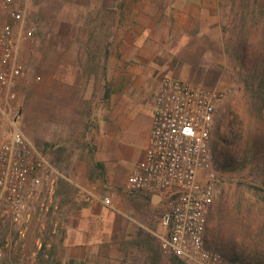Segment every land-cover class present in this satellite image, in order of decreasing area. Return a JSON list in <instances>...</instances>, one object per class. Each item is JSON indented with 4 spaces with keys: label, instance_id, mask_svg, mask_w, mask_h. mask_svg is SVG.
<instances>
[{
    "label": "rangeland",
    "instance_id": "rangeland-1",
    "mask_svg": "<svg viewBox=\"0 0 264 264\" xmlns=\"http://www.w3.org/2000/svg\"><path fill=\"white\" fill-rule=\"evenodd\" d=\"M253 1H26V23L28 27H35V34L31 40L22 43L20 49L25 75L17 85V102L21 109L19 124L68 180L59 179L53 189L47 185L39 187L30 203L29 218L16 222L6 214L1 216L5 264H41L42 261L47 264L46 260L49 259L53 263L63 264L62 241L68 216L72 210L77 212L80 208L78 204H84L77 202L75 197L77 194L83 197L90 195L76 185L81 179L93 178L94 141L108 129L111 115L121 103L123 90L119 87V64L126 46L129 48L127 50L134 49L135 45L142 48L148 40L170 45L175 37L177 45H180V40L190 39L179 50V57L183 61L179 67L183 72L177 78H189L194 83L224 93L216 109L212 136L214 143H220L216 129L219 125L221 130L225 129V124L219 123V118L227 103L244 92L249 95L252 85L251 79L242 74L240 62L229 43H234L240 35L243 26L241 13L245 4H249V10L255 13L264 10V0H259L257 5ZM189 3L201 8V20L193 22L196 26L200 25L201 30L180 38L174 34V29L179 24L184 28L189 27L190 22L187 19L181 22L179 15ZM170 4L171 10L165 12L163 9ZM154 13L160 15L159 20L146 36L140 31L151 24L150 17ZM103 23L106 32H101ZM168 28L170 30L166 31ZM256 29L257 32L252 35L250 56L262 47L258 34L260 24ZM89 31L111 33V40L106 45L109 44L111 62L114 64L108 74L98 67L96 73L82 77L72 67L68 70L57 64V56L59 53L63 55L56 46L59 36L64 34L66 37L64 52L71 62L73 45L78 41L83 43ZM154 83L155 80L142 84L135 96L141 105L135 111L143 113L140 115L142 122L155 113L157 90ZM78 85L80 88H77ZM142 122L140 120V124ZM219 170V198L208 214L206 243L226 257H229L226 249L229 245L238 250L244 249L251 263L264 264V172L253 162L238 170ZM100 196L102 199L114 197L105 189ZM161 214L162 210L155 219L159 227ZM156 231L162 232L161 227ZM113 242L104 251L102 264H181L162 251L160 240L153 233L119 236ZM228 257L229 264H240Z\"/></svg>",
    "mask_w": 264,
    "mask_h": 264
},
{
    "label": "built area",
    "instance_id": "built-area-1",
    "mask_svg": "<svg viewBox=\"0 0 264 264\" xmlns=\"http://www.w3.org/2000/svg\"><path fill=\"white\" fill-rule=\"evenodd\" d=\"M26 1L0 4V264H5L1 216L16 222L29 218L39 187L53 189L59 179L68 180L19 124L17 85L25 75L20 49L35 34V27L26 23ZM223 96L220 90L163 76L149 144L125 187L130 193L163 197L162 232L154 234L164 253L187 264H229L206 243L208 214L219 198L221 182L211 141ZM102 201L112 206L114 197Z\"/></svg>",
    "mask_w": 264,
    "mask_h": 264
},
{
    "label": "crops",
    "instance_id": "crops-1",
    "mask_svg": "<svg viewBox=\"0 0 264 264\" xmlns=\"http://www.w3.org/2000/svg\"><path fill=\"white\" fill-rule=\"evenodd\" d=\"M171 5L169 7L167 5L163 10L170 11ZM184 10L179 14L181 22L187 19L190 25L188 28H184L182 24L177 25L174 34L179 35L180 38L182 35H191L201 30L200 25L196 26L193 23L194 20L197 22L201 20V8L197 4L189 3ZM159 16L157 13L152 14L151 24L140 32L149 35L155 28ZM90 24L89 22V26ZM105 26L103 23L101 32L103 30L106 32ZM59 38L56 43L57 48L59 47L57 50L63 53L61 56L58 52L59 67L68 70L72 67L82 77L96 73L98 67H102L104 74L112 71L114 63L111 62L109 44L106 45L111 40L109 31L103 34L89 31L83 43L78 41L73 45L71 62L64 52L66 37L62 34ZM175 41L176 37L172 40V44L160 45L158 42L148 40L142 48L135 45L134 49L127 50L129 49L127 46L123 49L125 53L119 64V87L123 90V96L119 108L111 115L108 129H105L103 135L94 141L95 161L92 167L94 172L91 174L93 178L81 179L78 184L72 182L90 195L83 197L77 194L75 197L77 202L84 204H78L77 207L80 208L76 210L77 212L74 213L72 210L71 215L68 216L69 221L62 241L63 264H102L104 251L114 243V239H118L119 236L121 238V236L131 237L137 234H154L161 227L155 219H158L160 210L162 212L164 210L163 197L156 193H130L125 187L129 175L144 157L153 122L151 116L142 122L143 117L140 115L143 113L135 111L136 107L141 106L135 96L142 84L155 80L154 89L158 91L163 76L178 77L180 72H183L179 67V64L183 63L179 57V50L183 49L190 39H186V43L183 39L180 40V45H177V41L174 43ZM193 48L194 46L190 51ZM195 48L197 50V46ZM189 73L192 74L190 71ZM188 79L184 80L190 81ZM77 88H80V85ZM84 185L90 189L88 190ZM104 189L114 196L112 206L105 205L102 201L100 193Z\"/></svg>",
    "mask_w": 264,
    "mask_h": 264
},
{
    "label": "trees",
    "instance_id": "trees-1",
    "mask_svg": "<svg viewBox=\"0 0 264 264\" xmlns=\"http://www.w3.org/2000/svg\"><path fill=\"white\" fill-rule=\"evenodd\" d=\"M253 2L259 4V0ZM249 9L250 5L245 4V11L241 13L243 26L240 35L238 34L234 43L229 45L233 46L242 74L252 81L250 93L248 95L244 92L227 103L224 113L219 118V123H224L225 129L221 130L220 125L217 127L216 134L220 143L212 141V149L219 169L238 170L253 162L264 172V10L255 13ZM259 24L261 30L258 34L262 47L256 54L250 56L252 35L257 32ZM207 246L210 247L208 244ZM226 249L229 252L227 257L232 262L253 264L246 257L244 249L238 250L230 245ZM223 256L227 261V257ZM173 260L185 264L174 256ZM46 261L47 264H62L53 263L50 259Z\"/></svg>",
    "mask_w": 264,
    "mask_h": 264
}]
</instances>
